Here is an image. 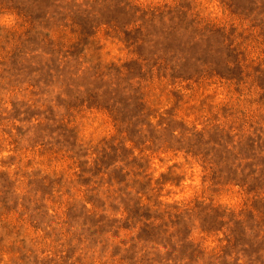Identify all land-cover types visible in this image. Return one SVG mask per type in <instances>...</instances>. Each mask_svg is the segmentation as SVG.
<instances>
[{
    "label": "rangeland",
    "instance_id": "1",
    "mask_svg": "<svg viewBox=\"0 0 264 264\" xmlns=\"http://www.w3.org/2000/svg\"><path fill=\"white\" fill-rule=\"evenodd\" d=\"M0 264H264V0H0Z\"/></svg>",
    "mask_w": 264,
    "mask_h": 264
},
{
    "label": "clouds",
    "instance_id": "2",
    "mask_svg": "<svg viewBox=\"0 0 264 264\" xmlns=\"http://www.w3.org/2000/svg\"><path fill=\"white\" fill-rule=\"evenodd\" d=\"M60 2H62L65 5H72L74 7H78L84 4L85 0H60ZM88 2L90 3L91 0H88ZM200 2L205 5L208 4V0H200ZM211 3H212V6H214L216 3V0H211Z\"/></svg>",
    "mask_w": 264,
    "mask_h": 264
}]
</instances>
